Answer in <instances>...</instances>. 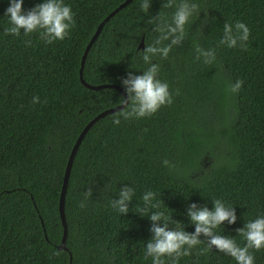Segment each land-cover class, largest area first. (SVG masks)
I'll return each mask as SVG.
<instances>
[{
	"label": "trees",
	"instance_id": "16d2710c",
	"mask_svg": "<svg viewBox=\"0 0 264 264\" xmlns=\"http://www.w3.org/2000/svg\"><path fill=\"white\" fill-rule=\"evenodd\" d=\"M122 1L65 0L75 24L63 40L45 44L35 32L4 35L7 0H0V264H151L143 259L151 222L133 212L147 190L189 232L187 204L211 208V199H222L234 207L237 220L217 231L238 243L235 229L264 214V0H198L206 22L193 20L183 42L156 60L172 102L119 125L111 123L116 112L106 114L82 139L65 193L67 250L57 248L58 198L71 147L82 127L123 95L113 87L82 84L81 56L98 23ZM37 2L24 0L22 8ZM160 5L151 0L149 14ZM146 19L132 0L106 21L87 52L83 79L121 87L127 71L139 74L146 65L138 45L154 35ZM236 20L250 29L246 47L218 45L223 23ZM197 47L213 48L215 59H194ZM236 79L242 86L233 94L228 85ZM33 95L42 102L33 104ZM162 159L175 167L163 166ZM126 183L135 195L120 215L108 202ZM88 187L91 196L80 208ZM203 248L204 243L195 246L179 264H235ZM252 251L255 264H264V249Z\"/></svg>",
	"mask_w": 264,
	"mask_h": 264
},
{
	"label": "clouds",
	"instance_id": "9594fccd",
	"mask_svg": "<svg viewBox=\"0 0 264 264\" xmlns=\"http://www.w3.org/2000/svg\"><path fill=\"white\" fill-rule=\"evenodd\" d=\"M24 0H7V6L2 16L6 17L8 26L3 29L4 35L19 36L23 33L28 36L37 33L45 44L63 40L74 26V12L65 0H39L30 8H22ZM139 12L146 14V22L151 25L154 33L151 41L137 50L142 65L139 74L127 71L120 79V85L125 95L120 96L118 110L113 115L111 123L119 125L121 119H140L155 113L161 106L172 102L169 85L158 77L159 64L157 58L165 59L174 46L180 45L186 36V26L196 18L206 22L207 13L201 8L198 0H161L159 10L155 15L149 14L151 0H138ZM161 9H170L165 13ZM203 10L204 16L200 17ZM250 29L241 20L229 23L225 21L218 45L225 48H245L249 39ZM31 40H25V45ZM194 59L210 63L215 59L213 48L195 49ZM132 68V67H131ZM242 86V81L236 79L228 85V91L235 94ZM33 104L42 102L39 96L33 95ZM161 164L167 168H174L168 159H162ZM107 182L104 190H109ZM92 188L84 190V198L78 206L84 208L87 199L91 196ZM135 195V187L129 183L119 187L115 197L109 200V206L118 214L127 213L129 202ZM156 193L147 190L140 196V203L135 205L133 212L141 217L146 216L151 222L148 231L150 237L144 241L143 259L150 258L151 264H179L181 257H186L197 245L204 243L201 251L223 253L231 257L235 264H255L252 250L264 249V214H257L254 218L243 222L235 229L242 243H238L234 235L221 233L223 224L232 225L237 220V214L232 205L222 199H211V208L195 201L189 202L183 215L193 225L192 231H186L182 222L171 218L159 208ZM133 206V205H132ZM174 224V227H169Z\"/></svg>",
	"mask_w": 264,
	"mask_h": 264
},
{
	"label": "water",
	"instance_id": "95a60500",
	"mask_svg": "<svg viewBox=\"0 0 264 264\" xmlns=\"http://www.w3.org/2000/svg\"><path fill=\"white\" fill-rule=\"evenodd\" d=\"M132 0H124L122 1L120 4H118L114 9H112L97 25L95 31L93 32L92 36L90 37V39L88 40L87 44L85 45V48L83 50L82 56H81V61H80V68H79V78L82 84H84L87 88L90 89H100V88H104V87H113L118 89L123 95V88L120 87L118 84L115 83H100V84H90L88 82H86L83 77H82V67L87 55V52L90 48V46L92 45V43L95 41V39L97 38V36L99 35L103 25L105 24L106 21H108L117 11H119L121 8H123L124 6H126L128 3H130ZM139 48L143 49L144 45H143V37L140 40V43L138 45ZM118 104L109 108H106L102 111H100L99 113H97L96 115H94L80 130V132L78 133L72 147L71 150L69 152L67 161H66V165H65V169H64V174H63V179H62V184H61V189H60V193H59V198H58V212H59V216L61 219V224H62V237H61V241L60 243L57 245L58 249H64L67 250L66 244H65V240H66V235H67V223H66V217H65V213H64V203H65V193H66V189H67V184H68V179H69V174H70V170H71V166L73 163V159L74 156L76 154V151L82 141V139L84 138L85 134L87 133L88 129L101 117L105 116L106 114L109 113H113L116 112L118 110ZM46 237V236H45ZM47 238V237H46ZM71 258V256H70Z\"/></svg>",
	"mask_w": 264,
	"mask_h": 264
}]
</instances>
